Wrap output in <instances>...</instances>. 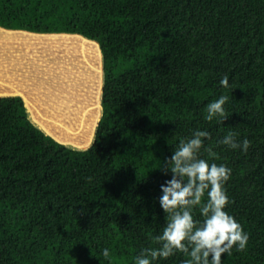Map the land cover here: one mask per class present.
I'll list each match as a JSON object with an SVG mask.
<instances>
[{"label": "trees", "instance_id": "1", "mask_svg": "<svg viewBox=\"0 0 264 264\" xmlns=\"http://www.w3.org/2000/svg\"><path fill=\"white\" fill-rule=\"evenodd\" d=\"M0 26L95 39L104 70L83 149L36 125L21 95L0 96V264H135L160 247V167L197 130L210 134L197 157L232 170L224 210L249 237L222 264H264V0H0ZM220 96L228 118L209 121ZM230 132L247 152L220 143Z\"/></svg>", "mask_w": 264, "mask_h": 264}, {"label": "clouds", "instance_id": "2", "mask_svg": "<svg viewBox=\"0 0 264 264\" xmlns=\"http://www.w3.org/2000/svg\"><path fill=\"white\" fill-rule=\"evenodd\" d=\"M219 83L228 87V76L224 75ZM228 99L220 96L209 103L206 119L211 121L214 117H221V122H224L228 115L223 105ZM209 136L208 132L197 130L192 138L180 141L170 158H165L160 170L165 175L170 171L172 175L160 185L159 204L163 212L168 213L169 222L162 234L153 238L160 247L143 249L135 258V264H152L158 258L167 259L176 251L190 257L183 264H222V254L230 255L233 247L245 249L248 235L224 210L230 201L223 185L232 170L224 164H209L197 157ZM235 137L236 133L230 132L220 143L247 152L251 142L247 139L237 142ZM208 151L215 156L211 149ZM205 195L206 201L203 199ZM195 206H200L202 221L193 217ZM102 255L108 258L109 250L103 249Z\"/></svg>", "mask_w": 264, "mask_h": 264}, {"label": "rangeland", "instance_id": "3", "mask_svg": "<svg viewBox=\"0 0 264 264\" xmlns=\"http://www.w3.org/2000/svg\"><path fill=\"white\" fill-rule=\"evenodd\" d=\"M1 28L9 29L7 27L0 26V29ZM21 30H24L28 33L33 32L26 29H14L15 33L20 32ZM39 33L41 32L34 31V34ZM43 33L48 34L46 32ZM69 33L78 35V33L72 32L63 34L65 36H69ZM13 35L15 39L17 34ZM59 35L60 34L58 33V36ZM62 38L65 37L62 35H60L59 37H55L56 40H61ZM90 40L94 41L100 52L98 58L99 60H97L96 58L93 59V61H95V63H98L99 65V72L97 74H94V72L87 73L86 67L84 66L85 63H83L84 65L82 64L83 67L81 68V64L78 65L79 63L75 60V58L77 57L73 59L70 56L71 54H73L74 50L67 48L62 43L54 42L51 44L46 43L45 45L40 44L39 46H37L38 43L34 38L30 42V44L27 43V45H25V47H33V50L30 49L29 51H25V47H23L22 44L18 45V48L21 51V58H19L17 54L11 55L10 53L13 52L12 50L14 44H9L8 40L0 39V79L4 80V83L0 82V94L12 95L14 92L21 93L27 107L28 115L36 125H38L46 133L50 134L52 137L66 144L67 146L78 149L86 148L94 141L98 122L103 111V55L99 43L96 40ZM34 47H37L38 53L33 55L32 52H34ZM55 54L57 55V57ZM52 55H55V57L50 58ZM14 56H17L18 58ZM47 57L50 58L51 62L54 61L55 63H57V66H54V68L51 67V72L54 73L45 72V70L47 69V65L45 64V62L47 61ZM22 58H24L23 61ZM67 61H69V64L67 63ZM27 62H30L34 72L36 71V67L38 70L39 68L44 69L39 70L38 73L32 72L30 74L29 72H26L27 69H29L27 67V65H29ZM40 75L44 76V78L40 77ZM10 83H15L14 85H12L13 88H10ZM23 84H25L26 86H24ZM49 112L51 113L49 114ZM65 130L66 132L68 130V132L65 133ZM88 135L90 136V138Z\"/></svg>", "mask_w": 264, "mask_h": 264}, {"label": "bare ground", "instance_id": "4", "mask_svg": "<svg viewBox=\"0 0 264 264\" xmlns=\"http://www.w3.org/2000/svg\"><path fill=\"white\" fill-rule=\"evenodd\" d=\"M46 33H48V34H44V33H39V34H34V32H26V31H24V30H21L20 32H17V33H15V31H14V29H4V28H1L0 29V39H3V40H8V42H9V44H14V46H13V52H10L11 53V55H16L17 54V56L19 57V58H21L20 57V54H21V51H20V49L18 48V45L19 44H22V46L23 47H25V45H27V43L28 44H30V42L35 38V40L37 41V46H39L40 44L42 45H45L46 43H48V44H51V43H54V42H58V43H62V44H64L67 48H69V49H72V50H74V52H73V54H71L70 56H71V58H75V57H77L78 58V60H77V58H75V60H76V62H78L79 64L78 65H80L81 66V68L83 67V63H85V67H86V70H87V73H92V72H94V74L96 73H98L99 72V65H98V63L96 64L95 63V61H93V59L94 58H96L97 60H99L98 58H99V55H100V52H99V50H98V48H97V46H96V44L94 43V41H91L90 39H88V38H86L85 36H81V35H69V36H65L63 33L61 34V33H59L60 35H62V36H64L65 38H62L61 40H56L55 39V37H59L58 36V33L57 32H46ZM13 34H17L16 35V37H15V39H14V35ZM70 34V33H69ZM12 41H14V42H12ZM7 42V43H8ZM35 42V41H34ZM32 44H33V42H32ZM55 47V46H54ZM30 49H32L33 50V47H29V46H27V47H25V51H29ZM55 50V49H54ZM56 50H58V49H56ZM32 52V51H31ZM44 52V51H43ZM57 52V51H56ZM55 52V53H56ZM71 52V51H70ZM36 53H38V50H37V47H34V52H32V54L34 55V54H36ZM49 55V54H48ZM56 55V54H55ZM55 55H52L50 58H54L55 57ZM83 55V56H82ZM17 56H14V57H16V58H18ZM40 56V55H39ZM44 56V55H43ZM89 56H90V58H89ZM56 57H57V55H56ZM50 58L49 57H47L46 59H47V61L45 62V64L47 65V69L45 70V72H49V73H54V72H51V67L52 68H54V66H57V63H55L54 61L53 62H51V60H50ZM70 58V59H71ZM80 58H81V60H80ZM23 59L24 58H22V61H23ZM59 59V58H58ZM69 59V60H70ZM49 60V61H48ZM67 60V59H66ZM71 62V61H70ZM17 63V62H16ZM29 65H27V67L29 68V69H27V71L26 72H29L30 74L32 73V72H34V70L32 69V65L30 64V62H27ZM39 63H41V62H39ZM67 63L69 64V61H67ZM100 63V62H99ZM83 64V65H82ZM49 66V67H48ZM64 66H67V65H64ZM79 66V67H80ZM42 69H44V68H39V70H42ZM49 69V70H48ZM33 70V71H32ZM38 69H37V67H36V73H38V71H39ZM60 70V69H59ZM58 70V71H59ZM80 70V69H79ZM34 72V73H35ZM41 72V71H40ZM59 73V72H58ZM71 74V73H70ZM40 77H42V78H44V76H42V75H40ZM76 77H77V75H76ZM21 78V77H20ZM70 78V77H69ZM68 78V79H69ZM65 79H67V78H65ZM71 79H73V78H71ZM25 80V79H24ZM32 83V82H31ZM20 84V83H19ZM75 84V83H74ZM24 86H25V84H24ZM57 88V87H56ZM83 88V87H82ZM23 89V88H22ZM79 89H81V88H79ZM84 89V88H83ZM28 90V89H27ZM78 90V89H77ZM76 90V91H77ZM31 92H33V91H31ZM86 92H87V89H86ZM24 93H26V92H24ZM85 93V92H84ZM36 94V93H35ZM41 94V93H40ZM38 95V94H37ZM25 96H26V94H25ZM29 96V95H28ZM62 96V95H61ZM99 96V95H98ZM58 97V96H57ZM59 98V97H58ZM29 99V98H28ZM43 101H44V99H43ZM50 101V100H49ZM65 101V100H64ZM60 102V101H59ZM41 104V103H40ZM49 104V103H48ZM42 105V104H41ZM97 105H99V104H97ZM49 106V105H48ZM51 106V105H50ZM54 106V105H53ZM52 106V107H53ZM41 107V106H40ZM98 107V106H97ZM33 109V108H32ZM36 110V109H35ZM38 110V109H37ZM51 112H49V114H50ZM53 113V112H52ZM63 113H65V112H63ZM55 114V113H54ZM59 114V113H58ZM56 115H57V112H56ZM53 117H54V115H53ZM97 119V118H96ZM58 122V121H57ZM88 122V121H87ZM94 125V124H93ZM62 126V125H61ZM69 126V125H68ZM63 127H65V126H63ZM52 128V127H51ZM68 128V127H67ZM89 129V128H88ZM69 130V129H68ZM68 130H67V132H68ZM65 133H67L66 132V130L64 131ZM91 134V133H90ZM89 136V135H88ZM89 138H90V136H89ZM77 139H79V138H77ZM74 140V139H73ZM85 142V141H84ZM75 143V142H74Z\"/></svg>", "mask_w": 264, "mask_h": 264}, {"label": "crops", "instance_id": "5", "mask_svg": "<svg viewBox=\"0 0 264 264\" xmlns=\"http://www.w3.org/2000/svg\"><path fill=\"white\" fill-rule=\"evenodd\" d=\"M63 33V32H62ZM64 33H66V32H64ZM70 35H74V34H71L70 33ZM79 35V34H78ZM81 35V34H80ZM83 36V35H82ZM87 38V37H86ZM89 39V38H88ZM0 82H3L4 83V80L3 79H0ZM7 82V81H6ZM15 84V83H14ZM14 84H12V83H10V85H11V87L10 88H13L12 87V85H14ZM24 85V84H23ZM26 86V85H25ZM15 94H20L22 97H23V95L21 94V93H16V92H14L12 95H15ZM1 95H10V94H0V96Z\"/></svg>", "mask_w": 264, "mask_h": 264}]
</instances>
